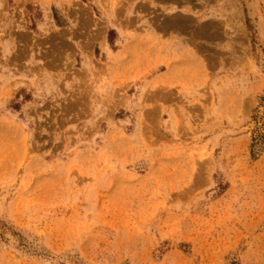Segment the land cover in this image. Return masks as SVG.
<instances>
[{
  "label": "rangeland",
  "instance_id": "374dc122",
  "mask_svg": "<svg viewBox=\"0 0 264 264\" xmlns=\"http://www.w3.org/2000/svg\"><path fill=\"white\" fill-rule=\"evenodd\" d=\"M0 264H264V0H0Z\"/></svg>",
  "mask_w": 264,
  "mask_h": 264
},
{
  "label": "crops",
  "instance_id": "0c3cea01",
  "mask_svg": "<svg viewBox=\"0 0 264 264\" xmlns=\"http://www.w3.org/2000/svg\"><path fill=\"white\" fill-rule=\"evenodd\" d=\"M175 28L144 22L134 24L129 29L115 30V35L120 44L124 45L121 50L123 54L140 45L155 44L152 68L148 72L152 85L159 83L173 87L180 84L189 87L186 92L195 91V80L188 76L187 70L196 64L197 59L189 51L188 38ZM104 41L107 43L106 36ZM126 60L129 62L132 58ZM164 60L169 62L167 66L163 64Z\"/></svg>",
  "mask_w": 264,
  "mask_h": 264
},
{
  "label": "trees",
  "instance_id": "16d2710c",
  "mask_svg": "<svg viewBox=\"0 0 264 264\" xmlns=\"http://www.w3.org/2000/svg\"><path fill=\"white\" fill-rule=\"evenodd\" d=\"M112 33V31L109 32V34Z\"/></svg>",
  "mask_w": 264,
  "mask_h": 264
}]
</instances>
